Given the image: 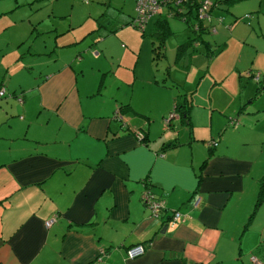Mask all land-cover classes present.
I'll use <instances>...</instances> for the list:
<instances>
[{"label":"crops","instance_id":"1","mask_svg":"<svg viewBox=\"0 0 264 264\" xmlns=\"http://www.w3.org/2000/svg\"><path fill=\"white\" fill-rule=\"evenodd\" d=\"M56 11L64 21L51 22ZM72 13L57 0H0V264H259L253 256L264 264V200L257 204L264 134L252 146L258 152L248 140L237 147L230 134L242 127L226 130L224 115L216 136L201 142L186 126L193 106L189 122L166 125L177 92L166 76L144 75L141 58L135 84L156 97L103 96L135 50L108 64L114 57L100 28L92 20L79 29ZM155 15L151 47L162 22ZM169 26L167 37L176 33ZM196 37H179L177 57L198 49ZM164 43L158 57L167 53ZM90 53L101 62L85 81ZM41 54L51 62L38 66L33 56ZM147 189L165 200L159 216L145 205ZM174 209L188 217L173 221ZM138 243L146 250L129 257Z\"/></svg>","mask_w":264,"mask_h":264},{"label":"rangeland","instance_id":"2","mask_svg":"<svg viewBox=\"0 0 264 264\" xmlns=\"http://www.w3.org/2000/svg\"><path fill=\"white\" fill-rule=\"evenodd\" d=\"M57 1L59 8L65 9L68 13L73 10V15H70L77 18L79 29L87 26L92 20L95 25L97 24L102 33L101 37L107 38L108 56L114 57L112 61L107 62L108 64L118 65L120 62L118 56L122 50H135L134 56L131 54L124 56L120 77L107 83L103 88V96L155 98V91L150 87L143 88L139 82L135 84L134 65L136 60L141 58L138 69L144 75L150 70L161 81H164L166 76L173 84L171 86L176 90L178 98L182 99L183 93L191 97L194 117H191L192 123H186V126L194 128L198 140L206 142L207 136L213 137L215 134L212 132L221 128L226 115V130L242 127L240 131L230 134V141L241 148L242 141L248 140L250 143L246 145L247 149L252 154L258 152L253 151L252 146H259L264 134V108L258 110L259 105L264 106V0H215L217 4L212 8V19L203 21L210 30L203 31L202 35L210 43L204 42L205 45H201V42L195 41V44H199L198 49L186 50L179 57L176 55V49L181 41L179 37L188 38L194 31L182 16H169L171 28L176 33L166 38L167 53L158 58L153 57L151 47L153 39L151 32L157 15L150 16L145 31L134 25L131 20L137 14L136 0ZM52 4V1H49L46 11L51 9ZM57 15L51 17V22L64 21L62 16ZM31 39L33 41V38ZM63 57L69 56L65 54ZM33 58L38 66L44 65L47 58L49 63L51 62L47 54ZM150 58L153 63L150 62ZM99 62L101 60L94 58L91 53L85 55L83 62L85 74L82 77L85 81L95 78L96 64ZM130 62L133 64L130 65ZM258 71L262 72L260 81L253 75ZM172 77L174 81L171 80ZM143 84L147 82L143 81ZM172 89L171 87V91ZM233 105L241 106L224 114V110L235 107ZM206 108L213 112V115L205 114Z\"/></svg>","mask_w":264,"mask_h":264},{"label":"built area","instance_id":"3","mask_svg":"<svg viewBox=\"0 0 264 264\" xmlns=\"http://www.w3.org/2000/svg\"><path fill=\"white\" fill-rule=\"evenodd\" d=\"M187 1L190 0H137L136 2V7H137V14L133 17V22L140 28L145 29L146 24L148 22V19L150 16L157 14L161 12L162 8L166 6L167 4L171 3L174 4V6L178 9L181 10V5L186 3ZM198 1V18L200 20H206V19H212V8L214 5L217 4L215 0H197ZM184 18L186 17L183 15ZM212 24V28H213ZM196 24V28H197ZM257 80L261 79L262 77V72L258 71L253 74ZM6 93V88L5 86H2L0 88V98L5 95ZM19 100H23L21 95L17 96ZM123 114L120 111V108L117 109L115 113V117L118 119H123ZM180 114L177 113L175 110H173L170 115L165 119L166 125H169L171 121L177 117H179ZM139 133L138 135L140 137H144V133L140 130H137ZM212 145H217L218 142L216 140L210 141ZM143 200L145 202V205L151 209V214L153 216H159L163 209L166 207L165 205V200L152 192L151 190H145L143 192ZM199 201V199H198ZM57 214L51 217L46 221L47 225L52 224V222L56 219ZM188 217V214L180 211L179 209H174L172 213V219L173 221H177L179 219H185ZM146 250V246L143 243H138L133 246H130L128 248V256L129 257H135L140 254H142ZM105 251V250H103ZM253 260L257 263H261V261L256 257L253 256Z\"/></svg>","mask_w":264,"mask_h":264},{"label":"trees","instance_id":"4","mask_svg":"<svg viewBox=\"0 0 264 264\" xmlns=\"http://www.w3.org/2000/svg\"><path fill=\"white\" fill-rule=\"evenodd\" d=\"M137 1V0H136ZM198 1L197 0H190L181 5V10H178L174 4H167L161 10V12L157 13L160 15L161 23L155 29V33L157 35V39L154 40L153 44V53L154 57L157 58L159 54L162 53V48L164 47V42L167 35L170 33L171 29L169 26V16H182L185 15L186 17L184 20L188 23L189 27L193 29V31L201 35L202 38L196 37L194 40L200 43L201 41L208 42L209 40L204 39L202 33L203 31L210 30L209 27L205 26L203 21L198 18ZM133 22V19L131 20ZM134 23V22H133ZM197 24V28H196ZM134 25H136L134 23ZM137 26V25H136ZM142 29V28H141ZM145 31V29H142ZM254 74V73H253ZM262 78V77H261ZM261 79H259L260 81ZM184 97L179 101L175 102L174 109L177 113L180 114V118L184 119L185 121H190V108L192 106V99L186 93H183ZM260 190L257 197V204H260L264 200V176L260 179Z\"/></svg>","mask_w":264,"mask_h":264},{"label":"clouds","instance_id":"5","mask_svg":"<svg viewBox=\"0 0 264 264\" xmlns=\"http://www.w3.org/2000/svg\"><path fill=\"white\" fill-rule=\"evenodd\" d=\"M178 118H180V117H178Z\"/></svg>","mask_w":264,"mask_h":264}]
</instances>
